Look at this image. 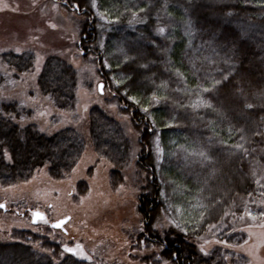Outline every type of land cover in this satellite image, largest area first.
Here are the masks:
<instances>
[{
	"label": "trees",
	"instance_id": "16d2710c",
	"mask_svg": "<svg viewBox=\"0 0 264 264\" xmlns=\"http://www.w3.org/2000/svg\"><path fill=\"white\" fill-rule=\"evenodd\" d=\"M52 1L82 16L78 47L84 57H97L112 94L109 104L128 114L140 134L139 242L154 250L143 262L245 264L244 257L220 248L203 256L191 240L213 232L219 241L242 243L245 234L231 222L262 213L264 0ZM0 62L18 79L35 70L37 56L9 52ZM9 81L0 72V89ZM37 85L58 111L75 112L78 74L64 59L49 57ZM32 116L21 103L0 100L3 188L27 183L44 169L63 180L87 148L75 129L48 135L26 123ZM89 144L113 166L109 178L117 190L133 146L121 124L99 107L90 111ZM79 191L84 195L87 185L80 183ZM163 212L177 230L156 228ZM12 238L0 243V264H91L31 233Z\"/></svg>",
	"mask_w": 264,
	"mask_h": 264
},
{
	"label": "rangeland",
	"instance_id": "374dc122",
	"mask_svg": "<svg viewBox=\"0 0 264 264\" xmlns=\"http://www.w3.org/2000/svg\"><path fill=\"white\" fill-rule=\"evenodd\" d=\"M82 19L52 0H0V55L32 51L37 56L35 70L18 79L13 78V70L0 62V72L10 79V83L0 89V100L24 105L33 113L26 123L36 124L45 134L73 128L88 142L80 163L67 178L53 180L44 169L27 183L9 188L0 186V243L14 242V232H27L61 244L68 253L76 252L80 260L91 264H147L143 260L154 250L146 248L144 241L139 242L143 231V218L138 211L142 185L137 168L142 153L140 134L128 114H122L117 106L109 104L112 94L100 74L97 57H84L83 50L79 49L81 36L76 21ZM52 56L64 59L77 71V107L73 113L58 111L40 94L38 76L45 61ZM93 107L101 108L117 120L132 142V162L125 171L124 184L117 190L110 184L113 166L99 158L89 144ZM154 144L153 155L158 166L160 144L156 141ZM80 183L87 185L82 196ZM34 212L43 213L45 221L34 225ZM67 217L70 221L65 231L50 227ZM231 225L235 232L245 234L242 243L219 241L213 232L191 242L203 256L220 248L244 257L245 264H264V205L261 214H244ZM156 228L165 231L178 227L163 212Z\"/></svg>",
	"mask_w": 264,
	"mask_h": 264
},
{
	"label": "water",
	"instance_id": "95a60500",
	"mask_svg": "<svg viewBox=\"0 0 264 264\" xmlns=\"http://www.w3.org/2000/svg\"><path fill=\"white\" fill-rule=\"evenodd\" d=\"M102 88V85H100V92ZM1 208H4L3 206H1ZM45 220V215L41 212H34L33 213V218H32V223L34 225H37L39 222H42ZM70 221V217H67L65 219H62L60 221H57L55 223H53L50 227L54 230H63L65 231V226L66 224ZM58 225V226H57Z\"/></svg>",
	"mask_w": 264,
	"mask_h": 264
},
{
	"label": "snow or ice",
	"instance_id": "6c2138e0",
	"mask_svg": "<svg viewBox=\"0 0 264 264\" xmlns=\"http://www.w3.org/2000/svg\"><path fill=\"white\" fill-rule=\"evenodd\" d=\"M161 31H163V29H161ZM249 107H251V105H249ZM58 226V225H57Z\"/></svg>",
	"mask_w": 264,
	"mask_h": 264
}]
</instances>
